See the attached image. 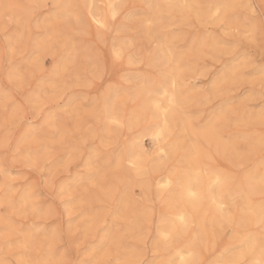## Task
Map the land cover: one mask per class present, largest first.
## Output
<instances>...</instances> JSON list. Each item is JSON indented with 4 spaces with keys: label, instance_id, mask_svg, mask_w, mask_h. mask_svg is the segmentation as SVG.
<instances>
[{
    "label": "rangeland",
    "instance_id": "374dc122",
    "mask_svg": "<svg viewBox=\"0 0 264 264\" xmlns=\"http://www.w3.org/2000/svg\"><path fill=\"white\" fill-rule=\"evenodd\" d=\"M63 1L65 4L72 2L77 5H93L91 11L96 15L107 5L105 0H92V3L90 0H0V140L4 138L7 121L8 129L14 134L22 153L18 157V163L10 166V176L0 174V205L4 203L3 185L9 183L15 184L17 190L24 191L25 194L29 190L39 192L38 202L47 199L45 208L52 209L51 215L25 217L19 212L13 214L11 208L6 213L0 207V260L7 258L15 264L17 260H27L32 255L26 252L21 256L19 253L23 249L6 246V215L17 230H27L35 223L49 233L54 230L71 233L76 243L86 247L88 253L100 249L96 256L99 264H106L108 260L112 264H157L165 255L169 256L173 249L170 246H175L177 242L196 245L197 257L194 264H213L212 261L219 259L226 247L234 248L239 245L237 236L240 233L253 232L258 235L259 223L251 225L252 227L249 225V231L244 227L245 232L241 231L243 228L240 226L243 225L237 224L242 222L238 219L243 218L238 206L239 199L227 196L228 200L226 193L221 195V208L225 217H229L231 221L207 223V232L202 240L201 235L197 236L199 225L193 216L189 218L188 225L186 223L182 226L184 233L181 232L171 245H167L157 231L163 225L160 221L167 213L169 196L174 192L172 187L164 188L158 182L167 173L186 165L185 161L192 154L191 147L194 143L206 150L208 163L221 173L241 178L264 170V152L258 144L264 133V117L260 114L264 111V86L258 73L255 77L243 75L252 70L250 66L234 70V64L239 61H233L218 45V40H228L230 37L224 36L220 31L219 21L213 19L216 11L208 6L222 3L223 0H188L191 5L186 4L187 0H147L146 3L142 0H114L117 14L115 19L107 18L108 30H98L97 25L88 18L91 27L87 30L74 31L72 27L59 25L65 36L55 47L51 43L32 42V36L42 40L44 30L50 22L48 18L51 6L64 4ZM6 3L48 7L36 8L30 14L22 13L15 21H9L3 15L2 5ZM260 3L261 0H234V5L256 6L257 12ZM87 10L81 8L79 11L87 16ZM233 10L242 20L246 10ZM151 12L154 13L150 14ZM150 15L153 16L151 20ZM220 16L223 19L226 14L221 12ZM20 19L25 21L23 28L18 23ZM29 19L33 21L30 31L27 25ZM231 22L234 24L236 19ZM245 44L246 47L241 52L247 53L256 66L264 63V49L259 44L252 45L247 41ZM6 45H13L15 48V51L12 47L9 48L11 70L4 62ZM118 46L123 52L119 56L116 53ZM150 57L154 61L153 58H156V61L150 64ZM164 57L170 59L164 62ZM128 59L133 62H127ZM176 62L177 68L174 67ZM167 68L169 72L179 75L176 77V81L179 80L180 83H176V92L182 100L180 99V108L171 112L176 111L171 116L170 125L177 119L176 125L174 123L173 127L169 126V131L162 138L156 139L145 133L157 122L150 121L151 114L143 110L147 91L144 92L146 88L141 87L143 82L146 85L155 78L159 79L161 70ZM68 70H71L72 75L70 86H66ZM147 78L152 79L147 81ZM130 92L133 93V98ZM109 94L111 98L120 97L119 100L114 99L117 104L111 100L108 105L118 110V113L112 112L114 110L111 108L109 111L103 103V99ZM159 101L165 103L162 97H159ZM6 105H12L7 116ZM103 107L107 110L103 111ZM141 110L144 111V115L141 114L144 119L140 117L139 120L143 123L135 122L132 125L129 121L130 113ZM42 111L47 118L39 120V124L44 126L49 140L47 149L37 153L43 137L25 136L29 125L37 123ZM108 111L112 112V118L117 117L124 126L111 124L109 115L106 116ZM184 119H187L186 122H183ZM147 126L149 127L146 128ZM202 127L204 130L213 128L219 136L220 144L223 142V148L214 147L211 138L208 137L206 141L201 137L199 132ZM135 140L139 146L133 145ZM161 143L164 144V149L172 151L169 155L166 154L168 150L159 152ZM131 145L136 147L135 150ZM182 155L185 157L184 161H181L184 158ZM89 157L98 166V175L95 180L80 183L81 173L86 174L87 171L81 161ZM131 159L137 163L136 168L131 167ZM155 160L162 163L155 165ZM263 183H260L258 193L252 196L254 205L262 207ZM196 239L202 242H196Z\"/></svg>",
    "mask_w": 264,
    "mask_h": 264
},
{
    "label": "snow or ice",
    "instance_id": "6c2138e0",
    "mask_svg": "<svg viewBox=\"0 0 264 264\" xmlns=\"http://www.w3.org/2000/svg\"><path fill=\"white\" fill-rule=\"evenodd\" d=\"M39 7H48L47 5H20L14 3H6L2 5L3 15L8 18L9 21H15L17 16L23 14H30L34 9ZM93 5H77V4H53L51 6V12L49 15V23L44 30V37L42 40H37L35 36L31 37L32 42L36 43H51L53 47L59 42V40L65 36V32L62 31L59 25H65L72 27L74 31L87 30L91 27L88 22V17H93L92 23L97 25L98 30L105 28V23L94 18V14L91 9ZM114 7V6H110ZM211 8H216V12L213 13V19L219 21V29L224 36H229L228 40H218V45L224 50L225 53L230 55L233 61H239L234 64V70L241 66L251 67V71L243 73L244 76L255 77L258 73L259 79L264 86V63L256 66L252 61L251 57L247 53H242L241 49L246 47L245 42L248 44H259L261 49H264V0H261L259 11L257 12L256 6L252 4H241V5H209ZM81 8H87V16L81 11ZM227 8H240L246 10L241 20L239 15L236 16V22H231L232 18L225 16L221 19V9ZM250 11V14L248 12ZM115 13L113 18L115 19ZM54 22H51L53 21ZM20 27L25 26V21L20 19L18 21ZM33 21L29 19L27 21L28 30H31V24ZM12 47L13 51L15 48L13 45H6L4 48V62L5 65L11 70V61L9 57V48ZM18 71V69H16ZM172 80V94H169L167 83L168 80ZM72 84L71 70H68V79L66 86ZM176 76L175 73L168 72V69H162L159 73L158 83H149L145 85L147 90V96L145 98L144 110L146 113H150L152 118L157 122L156 126L159 131L156 133L157 138H162L164 130L168 123V114L178 108L180 104L179 95L176 92ZM160 89H164V99L167 100L169 107H165L163 102H153L154 98L159 96ZM111 102V97H105L103 100L104 105L107 107ZM115 106V105H113ZM12 105L5 106V114L7 116L8 109ZM36 109H33L35 111ZM163 113L164 127H160L159 120ZM264 117V111L261 113ZM46 114L44 111L40 112L39 119L35 125H29V132L27 136L32 137H43L37 148V153L47 149L49 136L44 130V126L39 124V120H45ZM113 125L123 127L124 125L116 119L112 118L109 121ZM260 149L264 152V133L261 135ZM18 142L15 141L14 134L10 133L7 121L5 124V135L0 140V174L5 177L10 176V166H14L18 163V157L21 155ZM83 167L87 170L86 174L81 173L80 183L86 181H92L96 179L99 168L94 163L91 157L87 160L81 161ZM132 168L137 167L135 161H130ZM71 187V185H69ZM4 203L0 205L3 207L5 212L9 208L12 209L13 214L19 212V214L30 217V216H42L51 215L52 209L49 207L45 208L47 199L42 202H38L37 197L40 193L34 190L24 191L17 190L15 184L5 183L3 185ZM63 191V190H62ZM19 205V208H17ZM107 228V225H105ZM259 233L258 235L253 232L249 234L241 241L238 249H226L222 253V259L220 264H264V212H262L261 219L258 224ZM5 232L8 236L5 239V244L8 247L15 246L23 249L19 255L23 256L26 252L32 253L27 260H17L15 264H99L96 256L100 249H94L92 253H88L86 247H81L80 244L76 243L71 233L65 234L62 231L58 232L54 230L49 233L45 228L38 224H31L27 230H17L13 223L5 216ZM22 237V239H21ZM103 248V244L101 245ZM107 251V250H105ZM239 251V257L235 255L229 257V252ZM0 264H13L12 261L7 258L0 260ZM106 264H112L111 260L106 261ZM119 264V262H118Z\"/></svg>",
    "mask_w": 264,
    "mask_h": 264
},
{
    "label": "bare ground",
    "instance_id": "6f19581e",
    "mask_svg": "<svg viewBox=\"0 0 264 264\" xmlns=\"http://www.w3.org/2000/svg\"><path fill=\"white\" fill-rule=\"evenodd\" d=\"M8 1V0H7ZM59 1V0H58ZM61 1V0H60ZM65 1H67V0H65ZM70 1H72V0H70ZM69 1V2H70ZM96 1V0H95ZM106 1V3H107V5L105 6V9L104 10H102V12L101 13H97L98 15H96V14H94V18L95 19H98V20H100L101 22H103V23H105V25H106V27H107V21H108V19H109V17L111 18V17H113V13H115V14H117V7H116V4L114 5V3H113V1L114 0H105ZM126 1V0H125ZM124 1V2H125ZM142 1H144V3H146V1L147 0H142ZM153 1V0H152ZM152 1H150L151 3H152ZM154 1H156V0H154ZM168 1V0H167ZM167 1H166V3H167ZM172 1V0H171ZM182 1H184V0H182ZM181 1V3H183ZM192 2H193V0H191ZM195 1V0H194ZM205 1V0H204ZM86 2V1H85ZM89 2V1H88ZM103 2V1H102ZM185 2H186V0H185ZM190 2V1H189ZM188 2V0H187V3L186 4H188V5H191L190 3ZM208 2V1H207ZM63 3L65 4V2L63 1ZM90 3H92V0H90ZM155 3V2H154ZM156 3H160V4H162L161 2H156ZM164 3V2H163ZM210 3H212L211 1H210ZM67 4H69V3H67ZM70 4H72V2L70 3ZM94 4V3H93ZM158 4H156L157 6H158ZM175 4V3H174ZM193 4V3H192ZM236 4V3H235ZM85 5H87L86 3H85ZM90 5V4H89ZM146 5H150V4H146ZM167 5V4H166ZM177 5H181V4H177ZM213 5H234V0H223L222 1V3H215V4H213ZM110 6H114V7H110ZM162 6V5H161ZM160 6V7H161ZM165 6V5H164ZM163 6V7H164ZM176 6V5H175ZM184 6V5H183ZM155 7V4H153V8ZM169 7H171V6H169ZM173 7V6H172ZM171 7V8H172ZM187 7V6H186ZM94 8V7H93ZM120 8V7H119ZM157 8V7H156ZM155 8V9H156ZM165 8V7H164ZM174 8V7H173ZM176 8H178V7H176ZM175 8V9H176ZM2 9V8H1ZM145 9V8H144ZM163 9V8H162ZM162 9H161V11H162ZM214 11H216V8H212ZM88 11V10H87ZM94 12H95V10H93ZM98 11V10H97ZM146 11V10H145ZM163 11H166V10H164L163 9ZM206 11V10H205ZM155 12V11H154ZM154 12H151L150 14H152V13H154ZM160 12V11H159ZM158 12V13H159ZM208 12V11H207ZM221 12L222 13H224V14H226V16H228V17H231L234 21H235V19H236V16H237V14H236V12L233 10V8H227V9H221ZM220 12V13H221ZM87 13V12H86ZM156 13V12H155ZM210 13V12H209ZM215 13V12H214ZM147 14H149V13H147ZM147 14H145V15H147ZM157 14V13H156ZM155 14V15H156ZM163 14V13H162ZM202 14V13H201ZM200 14V15H201ZM160 16H161V14H159ZM208 15V14H207ZM151 16V15H150ZM164 16V15H163ZM145 17V16H144ZM153 16H151L150 17V20H151V18H152ZM155 17V16H154ZM209 17H210V15H209ZM224 17V16H223ZM90 20H92L93 19V17H88ZM108 18V19H107ZM155 18H157V17H155ZM160 18V17H159ZM145 19V18H144ZM147 19H149V18H147ZM147 19H146V21H147ZM162 19H164V18H162ZM107 20V21H106ZM153 20V19H152ZM155 20V19H154ZM160 20V19H159ZM161 21V20H160ZM163 21V20H162ZM109 23V22H108ZM105 27V29H107ZM109 27V26H108ZM168 27V26H167ZM148 29V28H147ZM108 30V29H107ZM116 32V31H115ZM150 36V35H149ZM29 37V36H28ZM160 39H161V37H160ZM165 39V38H164ZM168 39V38H167ZM119 41V40H118ZM167 41V40H166ZM203 41V40H202ZM115 42V41H114ZM168 42H169V40H168ZM117 43V42H116ZM201 43V42H200ZM118 44V43H117ZM163 44H165L164 43V41H163ZM170 44V43H169ZM116 45V44H115ZM159 45H160V43H159ZM158 45V46H159ZM167 45V44H166ZM161 46V45H160ZM174 46V45H173ZM203 46V45H202ZM112 47V46H111ZM114 47V46H113ZM124 47V46H123ZM167 47V46H166ZM219 47V46H218ZM73 48V47H72ZM118 49V51L116 50V53L118 54V56H119V53L122 51V50H120V48L121 47H117ZM160 48V47H159ZM159 48H157V49H159ZM170 48V47H169ZM215 48V47H214ZM122 49V48H121ZM157 49H153V50H157ZM162 49V48H161ZM135 50V49H134ZM160 50V49H159ZM113 51V50H112ZM115 51V50H114ZM161 51V50H160ZM123 52H121V54H122ZM158 53H160V54H162L161 52H158ZM166 53H169L170 54V52H167L166 51ZM165 53V54H166ZM114 54V53H113ZM120 54V55H121ZM125 54V53H124ZM128 54H131V53H128ZM174 54V53H173ZM126 55V54H125ZM153 55V54H152ZM163 55V54H162ZM161 55V56H162ZM171 55V54H170ZM115 56V55H114ZM122 56V55H121ZM150 56V55H149ZM156 56V55H155ZM158 56H160V55H158ZM157 56V57H158ZM130 57V56H129ZM148 57V56H147ZM178 57V56H177ZM119 58V57H118ZM149 58V57H148ZM147 58V59H148ZM151 58L152 57H150V64H151V62L152 61H154V60H151ZM179 58V57H178ZM177 58V59H178ZM153 59H155V61H156V58H153ZM158 59H159V61H160V58L158 57ZM157 59V60H158ZM164 60V62L165 61H168L169 59L167 58V57H164L163 58ZM175 60V61H178V60ZM131 59H128L127 60V62L128 61H130ZM132 62H133V60H131ZM148 62H149V60H147ZM154 61V62H155ZM146 62V61H145ZM154 62H153V64H154ZM180 62V61H179ZM176 64H177V62H176ZM186 64V63H185ZM165 65V64H164ZM177 66H178V64L176 65V66H174V67H176L177 68ZM165 67V66H164ZM233 67V66H232ZM231 67V68H232ZM91 68V67H90ZM168 69V68H167ZM169 70V69H168ZM182 70V69H181ZM233 70V69H232ZM169 72V71H168ZM231 72V74H232V71H230ZM91 73V72H90ZM177 74V73H176ZM176 76V75H175ZM176 77H179V75H177ZM224 78V77H223ZM138 79V78H137ZM151 80L150 78H147V81H149V80ZM140 80V79H139ZM143 80V79H142ZM142 80H141V83H142ZM158 80L159 79H157V78H155V80H153L151 83H158ZM145 81V80H144ZM178 81V83H179V80H177ZM177 81H176V83H177ZM131 82V81H130ZM140 83V82H139ZM148 83H150V82H148ZM143 84L145 85V83L143 82ZM143 84H141V86L143 85ZM147 84V83H146ZM180 84V83H179ZM142 86L141 88H145V86ZM178 85V84H177ZM138 87V86H137ZM140 87V86H139ZM167 88H168V91H169V94L171 95L172 94V80L171 79H169L168 80V83H167ZM136 89V88H135ZM134 89V90H135ZM182 90V89H181ZM116 91V90H115ZM147 90H145L144 92H146ZM113 92H114V89H113ZM134 92V91H133ZM138 92V91H137ZM136 92V94H138ZM144 92H143V94H144ZM184 92V91H183ZM121 93H123V92H121ZM120 93V94H121ZM179 93H180V90H179ZM102 94V93H101ZM112 94V93H111ZM117 94V93H116ZM119 94V95H120ZM131 94H133L132 92H130V95ZM135 94V93H134ZM135 94V95H136ZM106 95V94H105ZM108 95V94H107ZM106 95V96H107ZM113 95H114V93H113ZM140 95V94H139ZM139 95H137V96H139ZM183 95V94H182ZM201 95V94H200ZM105 96V97H106ZM109 96H111L110 94H109ZM114 96H116V95H114ZM118 96V95H117ZM125 96V95H124ZM128 96H129V94H128ZM132 96V95H131ZM130 96V97H131ZM137 96H135V97H137ZM112 97V96H111ZM134 97V95L131 97V98H133ZM142 97V96H141ZM159 97H160V99H161V97L162 98H164V89H160V92H159V96H157V97H155L154 98V100H153V102H160L159 101ZM181 97V96H180ZM184 97V96H183ZM118 98H120V97H118ZM118 98H111V100L112 101H114L115 102V104H117V102L115 101L116 99L117 100H119ZM145 98V97H144ZM115 99V100H114ZM181 99V98H180ZM184 99V98H183ZM104 100V99H103ZM182 100V99H181ZM184 101V100H183ZM113 102V103H114ZM143 102H144V100H143ZM111 103V102H110ZM114 104V105H115ZM181 104V103H180ZM145 105V104H144ZM104 106V105H103ZM164 106L165 107H169V105H168V103H167V100L165 99V103H164ZM180 106V105H179ZM178 106V107H179ZM105 107V106H104ZM103 107V108H104ZM112 106H107V108H109V111L111 110V109H113V108H111ZM114 107V106H113ZM107 108H104L103 109V111H105V110H107ZM111 108V109H110ZM140 108H142V107H140ZM180 108V107H179ZM114 111H112V112H117L118 113V110H115V108L113 109ZM144 110V109H143ZM177 110H178V108H177ZM108 111V112H109ZM107 112V111H106ZM111 112V113H112ZM144 112V111H143ZM142 112V110L141 111H136V112H134V113H130V116H129V118H130V122L131 123H133L132 125H135L136 123L135 122H139L140 124L141 123H143V121L142 122H140V117L142 118V116H141V114L143 113ZM176 112V111H175ZM174 112V113H175ZM104 113V112H103ZM110 112L109 113H106V116H108L109 115V117L110 118H108L109 119V121L112 119V116L110 115L111 114ZM174 113H172V114H174ZM181 113H183V111L181 112ZM180 113V114H181ZM185 113V112H184ZM108 114V115H107ZM113 114H115V113H113ZM120 114V113H119ZM172 114H171V112L168 114V123H167V127L165 128V130H164V133L166 132V131H169V126L170 127H173V124L177 121V119H176V121L174 120H172L173 121V124H172V126L170 125V123H172L171 122V116H172ZM257 114V113H256ZM261 114V113H260ZM97 115H98V113H97ZM100 115V114H99ZM115 115H117V114H115ZM142 115H144V113L142 114ZM258 115V114H257ZM104 116H105V113H104ZM120 116H121V114H120ZM119 116V118L121 119V120H123V118H121V117H123V116H121L120 117ZM181 116H183V115H181ZM186 116V115H185ZM126 117H128V115H126ZM161 122L159 123V125H160V127H164V119H163V113H161ZM178 117H180V116H178ZM177 117V118H178ZM258 117V116H257ZM114 118H117V117H115L114 116ZM175 118V117H174ZM173 118V119H174ZM181 118V117H180ZM186 118H187V116H186ZM259 118V117H258ZM118 119V118H117ZM125 119V121L127 122V123H129L127 120H126V118H124ZM142 119H144V116H143V118ZM179 119V118H178ZM253 119V118H252ZM105 120H107V119H105ZM119 120V119H118ZM138 120V121H137ZM154 121V119H152V116H151V120L150 121ZM185 120V119H184ZM187 120V119H186ZM186 120L185 121H183V122H186ZM124 121V122H125ZM108 122V121H107ZM121 122V121H120ZM181 122V121H180ZM189 122H190V120H189ZM135 123V124H134ZM139 123H137V124H139ZM146 123V122H145ZM178 123V122H177ZM108 124V123H107ZM110 124V123H109ZM121 124H123L124 125V123H122L121 122ZM126 124V123H125ZM182 124H185V123H182ZM211 124V123H210ZM175 125H176V123H175ZM207 125H208V123H207ZM212 125V124H211ZM127 126H128V124H127ZM187 126V125H186ZM149 126H147L146 128H148ZM204 127V126H203ZM203 127H202V129H203ZM186 129V128H185ZM191 129H192V127H191ZM190 129V130H191ZM201 129V131L199 132V135L201 136V137H203L206 141H207V138L209 137V138H211L212 139V142L213 143H211L214 147H222V145H224V144H220V139H219V136H217L216 135V133L214 132V130H213V128L212 129H210V128H208V129H203L202 130ZM148 131L147 132H145V131H143V132H145L146 134H149V136H150V134L151 135H153L154 136V138H156V139H159V138H157V135H156V133L159 131V128L156 126V123L154 124V126H152V127H149L148 129H147ZM196 130V129H195ZM199 130V129H198ZM29 131V130H28ZM28 131H27V133H28ZM195 134H197L194 130H192ZM108 133V132H107ZM141 134V133H140ZM167 135H169V134H167ZM199 135H198V137H199ZM137 136V135H136ZM143 136H145V135H143ZM147 136V135H146ZM153 136H151L152 137V139H153ZM165 136H166V134H165ZM26 137V136H25ZM135 137V136H134ZM138 137V136H137ZM139 137H141V136H139ZM166 137H168V136H166ZM242 137V136H241ZM200 138V137H199ZM258 138V137H257ZM257 138H255V139H257ZM135 139H136V137H135ZM139 139V138H138ZM165 140V138L163 139V141ZM260 140V139H259ZM257 141V140H256ZM131 142H133V141H131ZM258 142V141H257ZM181 143V142H180ZM204 143H206V142H204ZM139 144H141V141H140V143ZM157 144H159V143H157ZM169 144V143H168ZM225 144H227V143H225ZM258 144H260L259 142H258ZM133 145L134 146H139L138 144L136 145V140H135V143H133ZM133 145H131V147L133 146ZM161 145H162V143H161ZM164 145V144H163ZM162 145V146H163ZM159 147V152L160 151H167L169 148H166V149H164V146L163 147ZM258 146V145H257ZM165 147H168L167 145H165ZM169 147H171V145L169 146ZM227 147H229V146H227ZM259 147V146H258ZM257 147V148H258ZM133 148V147H132ZM136 148V147H135ZM135 148H133V150H135ZM172 148V147H171ZM170 148V149H171ZM173 148H174V146H173ZM223 148V147H222ZM138 150V149H137ZM136 150V151H137ZM157 150V149H156ZM173 150V149H172ZM175 150V149H174ZM191 150H192V154L190 155V157L187 159V161H185V163H186V165L184 166L183 164V167H181L180 165V169H178L177 170V168L175 169V170H173V171H171V172H169V173H167L166 175H164L161 179H160V181L158 182V183H160L161 184V186H163L164 188H169V187H172L171 189L172 190H174V192L173 193H171V195L169 196V202H168V209L167 208H165V209H167V213L165 214V216H164V218L162 219V221H160L161 223L163 222V225L161 224V223H159V224H161V226H159V228H157L158 230V236L161 238V239H163V240H165L164 242L167 244V245H171V243H172V241H174V240H176L180 235H181V232H183L182 231V226H184L187 222H189V218H192V216H193V218L196 220V222L198 223V225H199V233H197V236L199 235V237H200V235H201V240L204 238V234L207 232V226H206V224L207 223H212V224H214V223H218V224H220V223H224V221L225 220H228V221H226L227 223L228 222H230L231 221V219L229 218V217H225V212H224V214L222 213V211H223V206H222V201H221V195L223 194V193H226V198H227V196H229V197H232V198H235V197H237L238 199H239V204H238V206H239V208H240V211L242 212V214H241V217L243 216V218H241L240 220L238 219V221H242L241 223L239 222V223H237V224H240V225H243V226H240V228H245V229H249L250 227H249V225L251 226V225H255L256 226V224H258L259 223V221H260V219H261V215H262V212H264V206L262 207V205H260V206H258V205H254V203L252 202V196L253 195H255L256 193H258V191H259V187H260V183L262 182L263 183V181H264V170L262 169V171H260L259 173H257V174H246V176H244V177H241V178H235V177H233V176H229V175H227L226 173H221L220 172V170L219 169H217L216 167H214V166H212V164H209L208 163V161H207V152H206V150L204 151L203 149H202V147L201 146H199L198 144H196V143H194L193 145H192V147H191ZM141 151H143V149L141 150ZM183 151V150H182ZM157 152V151H156ZM172 152V151H171ZM171 152H169V150H168V153H166V154H168L169 155V153H171ZM124 153H126V152H124ZM127 154V153H126ZM133 154V153H132ZM144 154V152L143 153H141V155H143ZM157 154H158V152H157ZM186 154V153H185ZM130 155H131V151H130ZM129 155V156H130ZM134 156H135V154H133ZM136 155H137V153H136ZM123 156V155H122ZM140 156V155H139ZM183 156V155H182ZM181 156V158H183ZM124 157V156H123ZM137 156H135V158H136ZM145 157H146V155H145ZM256 157V156H255ZM132 158H133V156H132ZM141 159H142V157H140ZM103 159V158H102ZM148 159V158H147ZM147 159H146V161H147ZM184 159H185V157L183 158V159H181V161L183 160L184 161ZM140 160V159H139ZM150 160H151V158H150ZM264 160V159H263ZM128 161V160H127ZM131 161H133L132 159H131ZM137 161V160H136ZM155 162H157L155 165H157V164H159L160 162H158V161H156L155 160ZM261 162V161H260ZM162 163V162H161ZM160 163V164H161ZM179 163H182V162H179ZM261 163H263V162H261ZM214 165V164H213ZM256 165H258V162H257V164ZM261 165V164H260ZM160 166V165H159ZM216 166V165H215ZM141 168V167H140ZM140 168H138V169H140ZM256 168H258L257 166H256ZM256 168H254V169H256ZM260 168V167H259ZM165 170V169H164ZM259 170V169H258ZM142 171V170H141ZM143 171H144V169H143ZM250 172V171H249ZM138 173H139V171H138ZM78 179H76V181H77ZM73 181V180H72ZM261 181V182H260ZM75 184V183H74ZM131 184V183H130ZM71 185H72V183H71ZM259 185V186H258ZM264 185V183L262 184V186ZM139 187V186H138ZM264 188V187H263ZM262 188V189H263ZM261 189V188H260ZM261 189V190H262ZM171 190V191H172ZM260 190V191H261ZM224 197V198H225ZM229 197L227 198L228 200H229ZM223 198V199H224ZM225 198V199H226ZM224 199V200H225ZM168 200V199H167ZM230 200H231V198H230ZM233 202H234V200H233ZM221 206H222V208H221ZM167 207V206H166ZM163 217V216H162ZM237 219H235V221H234V223L236 224V220ZM191 222V221H190ZM225 222V223H226ZM187 225H188V223H187ZM192 226V225H191ZM211 226V225H210ZM209 226V227H210ZM218 226V225H217ZM239 226V225H238ZM246 226H248L247 228H246ZM158 227V226H157ZM187 227V226H186ZM188 227H190V226H188ZM187 227V228H188ZM252 227V226H251ZM186 228V230H188ZM244 228L241 230V231H243V232H245L244 231ZM252 229V228H251ZM198 231V230H197ZM240 231V232H241ZM249 231V230H248ZM189 232V231H188ZM235 232V231H234ZM247 232V231H246ZM184 233V232H183ZM248 233L249 232H247V234L246 233H240V235H238V233H236V235H238L237 236V238H238V242H239V245L241 244V241L248 235ZM236 235L234 236V237H236ZM184 236V235H183ZM194 236V235H193ZM216 236V235H215ZM198 237V238H199ZM184 238H186V237H184ZM193 238V237H192ZM197 238V237H196ZM195 239V238H194ZM200 240V239H199ZM199 240H197L196 239V242L197 241H199ZM200 240V241H201ZM208 240H210L209 238H208ZM188 241V240H187ZM191 242V241H190ZM193 242V241H192ZM202 242V241H201ZM164 243V244H165ZM178 243V242H177ZM176 243V245L175 246H173V247H171L170 246V248H173L172 249V252L169 254V256H167L166 257V255H165V257H164V259H161V260H157L158 261V263L157 264H194L195 263V260H196V257H197V249H196V245L195 244H191V243H187V244H177ZM194 243V242H193ZM214 244V243H213ZM166 245V246H167ZM198 245V244H197ZM230 245H231V243H230ZM237 245H238V243H237ZM239 245L238 246H236V247H234V248H230V247H226V249L228 248H230V249H238L239 248ZM233 246H234V244H233ZM232 246V247H233ZM225 249V248H224ZM223 249V250H224ZM225 249V250H226ZM199 250V249H198ZM199 252V251H198ZM225 251H223L222 253H224ZM199 254V253H198ZM233 255H235L236 257H239V251H236V252H229V257H231V256H233ZM221 259H222V254L219 256V259H217L216 261H212V263L213 264H220V261H221Z\"/></svg>",
    "mask_w": 264,
    "mask_h": 264
}]
</instances>
